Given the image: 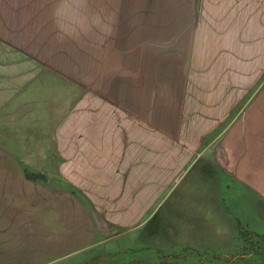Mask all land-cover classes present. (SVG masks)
<instances>
[{"label":"rangeland","instance_id":"1","mask_svg":"<svg viewBox=\"0 0 264 264\" xmlns=\"http://www.w3.org/2000/svg\"><path fill=\"white\" fill-rule=\"evenodd\" d=\"M26 3L30 10L5 17L28 33L10 38L52 56L32 63L8 96L17 100L31 83L56 93L62 120L44 112L54 104L40 106L44 134L16 121L8 130L17 143H0V264H264L245 252L257 243L250 235L264 234V151L248 143L247 124L264 86V65L259 79L249 72L264 39V0H0ZM110 103L127 110H110L115 130L144 140L127 144L135 169L115 164L103 178L106 198L96 200L92 176L59 175L68 154H59L58 126L48 128L72 116L98 121ZM171 148L190 160L155 184L149 153ZM201 157L216 174L188 172Z\"/></svg>","mask_w":264,"mask_h":264},{"label":"crops","instance_id":"2","mask_svg":"<svg viewBox=\"0 0 264 264\" xmlns=\"http://www.w3.org/2000/svg\"><path fill=\"white\" fill-rule=\"evenodd\" d=\"M26 1L30 2L33 0ZM25 6L27 10H30V3L7 8L0 5V143L11 145H13L12 143L16 144L17 142H12L15 135H11L10 137L8 128H14L17 125L16 121H27L28 124H20L26 128L37 129L39 133L43 131L44 134V125L41 123L44 120L40 117L43 112L39 107L54 104V110L53 108L50 109L48 106L44 111L50 113V115L47 116H50V119L53 118L54 120L58 117L53 115L55 110H57V107L59 108L58 112L62 111L63 108L62 100L60 101L59 96H57L56 93L54 96L48 94L44 95L41 93L40 89L35 87V85L32 87V83L29 84V87L24 89L23 92L16 93L17 100L14 96L15 93L8 96V88L10 85L12 86L16 84L17 81L20 82L30 79L32 76V63H43L45 65L47 57L52 56V52L50 54H41L37 52V55L31 53L28 48L31 47L29 43L30 40H27L28 49L26 51L23 50L25 47L17 49L14 45L15 41L10 38V34L15 31L19 32L18 30H20V28L13 27V24L10 22H13L14 20H7V17L5 16L8 15L11 17L14 14H21V12H23L21 9H24ZM37 8H40V5L35 7V9ZM34 14L36 15V13ZM22 26L20 32L27 31L28 33L29 28H27L26 25ZM250 57L252 62V66H250L249 70L251 77H253V79H259L258 69L264 65V39L260 42L258 48L252 50ZM43 68L46 69V67ZM56 75L59 76L60 74L58 73ZM7 96L14 97L8 99ZM21 104H24L23 109H20ZM107 107L108 109L105 111L104 116L98 121L89 119V117L82 121H78L73 119L74 116H72L69 118L70 122L68 123V126H66L67 123L62 124L61 121L58 125H49L50 128H48L52 129L54 126H58L57 146L60 148L59 154H62L63 149L64 151L66 150L68 154V157H65L64 154L62 155V158L68 160V162L61 163L59 175L67 176L68 174H80L86 176V179L87 177L92 176L89 181H86V183H89L90 191L92 190L96 200H103L106 198L104 193L108 190L106 187L108 181L103 178L107 174H112L110 169L114 168L116 166L115 164H118V169L123 168L125 171L127 169H135V165H137V163H135L136 157H132L133 154H131V151H128L127 144H134L135 149L137 147L140 149L144 140L142 135H135L131 138L133 141L128 142L127 136H124V131H119L118 129L116 131L115 125L117 122L110 118L112 116L111 111L125 112L127 115L126 108L123 106L122 108H116L111 103L107 104ZM18 110H24L25 115L19 114ZM248 110L247 124L249 125L250 130H253L252 135H250L252 141H250L251 138L250 140L248 138V143L262 144L264 151V86L260 89L257 98L253 101ZM60 120H62V118ZM21 125L18 127H21ZM75 126L81 127L82 130H84V135L80 136L76 133L74 134L73 131H69V129L73 130ZM122 129H125V127ZM64 130L67 132V135L65 136L63 135ZM10 131L12 133V130ZM254 134L255 136L253 137ZM31 136H27L28 141L36 140L35 136ZM40 137H42V134ZM65 145L66 148H63ZM158 149L160 148L158 147ZM149 154L150 163L148 168L155 184L158 181V177L163 174H165L168 179L172 180L176 169L179 168L178 160L181 158H184V160L186 159L187 161L190 160V154L188 152L179 153L174 150V148H171V150L165 149L164 152H162V155L156 152H150ZM142 155L143 154L141 153L139 154V160L142 159ZM199 159L198 162L194 161L193 163L188 162V164H186V167L189 165L187 167L188 172L190 171L191 166H193L194 169L198 168L200 173L202 172L204 176H207V174H216L217 164L212 163L206 157H201ZM68 164L74 165H71V169H68L67 166H65ZM60 182L64 184L63 182L65 181L61 179ZM116 185L117 184H115L114 187Z\"/></svg>","mask_w":264,"mask_h":264},{"label":"trees","instance_id":"3","mask_svg":"<svg viewBox=\"0 0 264 264\" xmlns=\"http://www.w3.org/2000/svg\"><path fill=\"white\" fill-rule=\"evenodd\" d=\"M25 177L29 178V175L26 174ZM237 228L239 230V233L243 234L239 225ZM250 237H254L257 243H251L250 247H245V252L248 251L249 254H253L254 257H256L257 259H260L261 261L262 259H264V234H254L253 236L250 235Z\"/></svg>","mask_w":264,"mask_h":264}]
</instances>
